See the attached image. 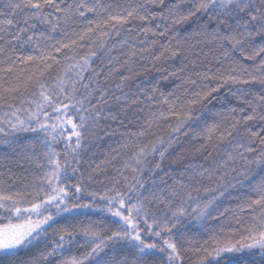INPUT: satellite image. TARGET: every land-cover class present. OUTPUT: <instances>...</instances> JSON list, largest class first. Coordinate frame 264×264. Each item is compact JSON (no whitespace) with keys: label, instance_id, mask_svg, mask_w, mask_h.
<instances>
[{"label":"snow or ice","instance_id":"obj_1","mask_svg":"<svg viewBox=\"0 0 264 264\" xmlns=\"http://www.w3.org/2000/svg\"><path fill=\"white\" fill-rule=\"evenodd\" d=\"M3 7L6 11L0 10V41L13 51L32 47L39 53L18 56L17 60L29 63L39 59L46 71L53 66L47 61L61 63L47 49L56 53L69 49L73 55H65L71 63L63 65V75L56 76L51 84L41 79V71L26 78L17 76L18 82L11 87L0 85L7 94H0V107L6 104L11 110L0 117V145L12 152L19 147L17 155L36 159L27 151L30 145L18 144L10 137L41 130L46 138L42 143L48 165L31 191L25 185V191L6 192L5 182L0 180V264L19 256L20 251L36 248L40 242L44 248H38L22 264H182L187 249L178 247L171 235L165 238L162 234L172 233L181 218L189 217V223L196 221L208 230L207 221H220L228 212L232 215L226 219L234 220L240 228L221 238V226L210 249L196 251L213 256L211 264H255L249 257L257 253L264 260V0H125L123 5L106 0H5ZM77 23L85 26L72 33L74 38L56 39L58 33L67 37L69 26ZM122 30L126 36L122 37ZM114 37L120 39L109 44ZM150 37H167V43ZM85 40L89 51L77 56L74 50L84 46L81 42ZM138 44L145 47L138 48ZM202 44H211L214 55L195 75L200 81L216 83L194 93L184 107H178L180 95L169 100L174 93L166 95L159 80H149L150 87H145L144 81L134 82L140 75L138 68L148 71L143 64L148 57L143 53H152L159 46L161 51L153 53L151 60L179 59L183 72L188 64L197 67ZM4 51L0 46V54ZM97 60L104 67H93ZM14 64L0 71L11 73ZM117 73L119 82L113 88ZM169 75L178 77L177 72ZM162 79L167 81L169 76ZM183 80L185 84L198 83L191 72ZM21 85L24 90L29 85L38 89L33 93L38 98L21 95L17 107L13 101L18 98L13 94L21 92ZM81 88L83 93H79ZM223 88V94L214 95ZM188 92L185 88L181 95ZM213 101L220 108L208 107ZM157 102L167 109L153 110ZM195 105L202 106L200 115L194 114ZM145 108L149 117L139 130H130L128 126L139 119L135 113ZM170 117L176 123L168 125L171 132L167 139L155 133L151 134L153 138L143 139L153 125L159 126V121ZM209 117L213 119L211 124ZM101 121L112 123L102 126ZM190 121L203 124V128L196 131L189 127L182 132ZM189 131L192 137L187 143L191 147H174L185 143L181 133L187 137ZM117 132L122 138L120 148L131 149L122 165L115 168L118 175H107V168L101 164L95 168L89 164L84 170L72 166L73 162L80 165L82 153L88 149L85 140ZM61 141L63 163L61 153L53 148V142ZM113 151L117 155L107 157L102 164L110 165L123 156ZM70 166L80 175L68 186L62 181ZM37 167L44 165L37 162ZM126 170L132 173L131 179ZM101 173L108 184L98 179ZM93 182L103 187H90ZM86 198L88 202L84 203ZM227 199L237 201V207L221 211ZM76 209L106 213L114 218L107 223L118 227H100L104 220L57 227L61 218L75 220V215L65 214ZM117 244L124 246L119 257L114 247ZM110 246L112 251H105ZM74 247L85 251L79 256L65 255Z\"/></svg>","mask_w":264,"mask_h":264},{"label":"trees","instance_id":"obj_2","mask_svg":"<svg viewBox=\"0 0 264 264\" xmlns=\"http://www.w3.org/2000/svg\"><path fill=\"white\" fill-rule=\"evenodd\" d=\"M106 2L112 3V4H119L123 5L125 3V0H106ZM5 3V0H0V10L6 11L4 9L3 5ZM84 24H73L70 25L68 28V35L67 37L56 34V39H71L72 33L74 31H79L80 28L84 27ZM127 27V26H125ZM127 33L123 32L122 30V37L126 36ZM120 37H114L113 39L108 40L109 44H112L114 42H118ZM150 39H159L162 40L164 43H167V37H150ZM132 42V41H130ZM88 41L85 40L81 42L82 47L75 49V54L77 56L87 54L89 51L88 48ZM0 46H3L5 48V51L0 54V69H4L8 67L9 65H13V61H15L14 64V71L11 73L0 71V85H3V87H11L13 84H16L17 76H23L28 77L32 73H39L41 71H44V75L41 77V79L51 84L53 82V79L56 76L63 75V65L71 63V61L65 60V55H73V51H70L69 49H64L60 53H56L54 49H47L48 51H51L52 54L57 57L60 60V64H56L53 61H47V63H51L53 66L51 69L44 70V62L40 61L39 59L34 60L29 63H23L20 60H17L18 56H27V55H34L39 56V53L34 50L32 47H26L24 49L17 48L15 51L12 50L11 46L4 44V41H0ZM138 48L145 47L143 44H138ZM213 46L211 44L207 45H199V49L201 50L200 56L198 60L197 67L195 69L192 68L191 64H188L185 71L180 72V69L184 67V65L181 63L179 59L172 60L167 58H162L158 61H152L151 56L153 53L158 54L161 49L159 46L155 47L153 49L152 53L145 52L142 55L144 57H148V59H145L143 61V64L146 65L148 71H145L144 68H138V71L140 72L139 76L134 77L135 83H140L141 81H144L145 87H150L148 81L155 78L156 80H159L161 85V90L167 93L173 92L174 95L169 96V100L175 99L176 95H180V101L178 102V107H184L187 102L194 98V93L199 92L209 86H215V81L208 80V81H200L199 78L195 75L196 71H199L203 69L205 63H209L212 61V57L214 55L212 51ZM114 55L117 53H113ZM137 55H141V53H137ZM125 57L121 56V59H124ZM242 59V58H241ZM259 59V57L257 58ZM244 63L251 65L254 62L253 61H243ZM187 63V62H185ZM93 67H104V65L100 64L97 60ZM228 67L227 64L224 65V68L226 69ZM107 70V69H105ZM172 72H177L178 77H171L169 74ZM191 72L192 78L197 79L198 83L196 85L191 84H185L183 77L188 75ZM91 72L86 73V75H90ZM119 73L115 74L113 77L112 87H115V83L119 82L118 79ZM169 76V79L167 81L163 80L162 77ZM102 79V77H101ZM155 82V81H153ZM130 84L133 82H129ZM228 86H226L227 88ZM255 87H259L256 85ZM188 88L189 92L187 95H181L184 92V89ZM226 88L221 89L220 93L214 94V95H221L225 92ZM84 89H79V93H83ZM33 93H38V89L33 88L31 85L27 87V90H24L23 85H21V92L20 93H14L13 95L17 96V100L13 101V103L16 104L17 107L20 106L19 104V97L23 95L27 98H38L34 97ZM78 93V94H79ZM0 94L3 93V88H0ZM119 94V93H117ZM7 95V94H4ZM156 99L159 101V93H156ZM2 103V102H0ZM113 108H116L115 103L112 104ZM34 107V106H33ZM136 106H133V109ZM143 107V105H141ZM208 107L213 109L220 108V105L213 101L212 104L208 105ZM159 109H167V105L156 103L153 107V110H159ZM5 111H11L7 108V105L5 104L3 107H0V117H3ZM202 111L201 105H195L193 106V112L195 115H200ZM87 115V113H84ZM20 115H25L23 112L20 113ZM131 115V112H130ZM136 117H139V119L135 120V123L130 124L128 127L130 130H139V127L145 122V118L149 117V111L147 108L143 112H137L135 113ZM213 122V119L211 117L208 118V123L211 124ZM111 121H101V125H108L111 124ZM175 118L170 117L169 120H162L159 121V126L153 125L151 128V132L145 136L143 139L147 141L152 137V133H155L156 136H161L167 139L168 135L171 132V129L169 128V124L172 126H175ZM191 128L193 130L199 131L203 128V124H198L195 121H190L189 125L186 126V128L183 131H187L188 128ZM122 130V129H121ZM192 137V132L189 131V135L187 137L183 136L181 133V141L185 143H180L177 146L174 147H180V148H187L191 147V144H188L187 141H189ZM11 139H17L18 144L21 145H30L27 148V151L30 153H33L36 159H29L24 155H17V152L20 151L19 147L17 148V152H12L6 148H4L2 145H0V180H3L5 183L3 185V188L6 190V192H14V191H25V185H28L29 188L28 191H31V185L36 182H39V178H41L44 174V171L47 169V161L44 157L43 153L46 151L45 146L43 145L42 141L46 139L44 137V133L41 130H38L36 132L27 131V132H20L13 135V137H10ZM74 139V138H73ZM51 142V141H49ZM84 143L88 146V149L82 153V160L80 165H75V163H72V166H77L81 168V170L88 169L89 164L91 165V168H95L96 164H101V167L107 168V175L109 176H116L118 175L115 171L116 167H120L122 165V159H125L127 156V152L131 151L124 150L120 148V143H122V138L119 134V132L115 133L113 136H103V138H97L92 140H85ZM197 143V142H193ZM34 145V146H33ZM53 148L55 151L61 153V163H63V149H64V142L61 141L59 143L53 142ZM114 149L118 150L120 153L123 154L122 157H118L117 159L112 160V163L110 165H104L101 162L104 161L109 156H116L117 152L113 151ZM171 151V150H170ZM197 159H201L200 155L198 153H193ZM158 159V157H156ZM85 161H88L87 163ZM37 162L44 165L43 168L37 167ZM125 174L129 176V179H131L132 173L130 170H126ZM80 173H73L71 170V166L68 168V172L66 177L63 179V183L70 186L77 182V179L79 177ZM147 176V173H145V178ZM11 177V179H9ZM98 179L104 180L105 184H108L109 181L105 179V174L101 173L98 176ZM47 185H45L46 187ZM92 188H102L103 185H100L98 183L93 182V184L90 186ZM74 190V189H73ZM193 195H196V193H193ZM200 195H203L201 193ZM84 203L88 202V199L86 198ZM98 205L100 207H103V202H98ZM237 207V201L233 199H227L222 202L221 211H223L224 208H236ZM80 213H87V215H82ZM66 216H72L75 215V220H64L61 218L60 224L57 227H69L72 224H78L80 221H97V220H104L105 223L101 224L100 227H105L110 230H114L118 227L117 224H110L107 223V221H110L114 218H111L106 213L102 212H95L88 209H76L74 213L65 214ZM232 213L228 212L225 213V216L220 218V221L217 220H209L206 223L209 225V229L205 230L204 228L199 227L196 221H192V223H189L190 217L185 219L181 218V222L177 223L176 226L172 229V233H163L162 235L167 238L169 235L172 236V240L177 243L178 247H182L184 249H187V251L183 252V260L182 264H211V262L214 261L213 256H206L205 253L196 251V249H202V248H209L210 246L214 244L213 236L216 232L219 231L220 227L222 226L224 231L220 232V237L222 238L225 235H229L233 230L240 228V225L237 224L234 220L228 221L226 217L231 216ZM221 221H223V225H221ZM6 222V221H5ZM215 226V227H212ZM47 227V226H45ZM52 229H49V235L51 234ZM237 236H239V232H237ZM44 239H47V237H44ZM152 240H155V237L151 238ZM160 243L162 244L163 241L161 240ZM116 251L117 257L121 255V249L124 247L122 244H117L114 246ZM38 248H44V244L42 242L38 243L36 248H31L28 251H20L19 256L13 257L11 260H5L4 264H22L23 261L27 260L29 256L33 255ZM85 251L84 248L74 247L71 249V252L65 253L67 256L76 255L79 256ZM105 251L111 252L112 247L110 246ZM247 251V250H245ZM103 255V253H101ZM158 256L162 254H157ZM224 255H232V254H224ZM237 256L243 255V253H237ZM250 259L255 261V264H264V260L261 259L259 253L255 257H249Z\"/></svg>","mask_w":264,"mask_h":264}]
</instances>
